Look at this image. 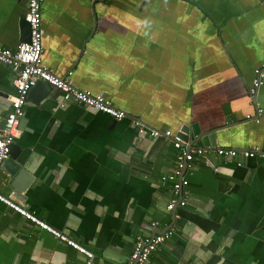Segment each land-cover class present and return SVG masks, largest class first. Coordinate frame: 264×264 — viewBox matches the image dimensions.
I'll return each instance as SVG.
<instances>
[{
    "label": "crops",
    "instance_id": "obj_1",
    "mask_svg": "<svg viewBox=\"0 0 264 264\" xmlns=\"http://www.w3.org/2000/svg\"><path fill=\"white\" fill-rule=\"evenodd\" d=\"M25 11L26 0H0L1 47L22 43ZM41 23L43 66L127 117L51 87L26 102L20 171L0 168V193L91 251L93 264H125L137 236L169 230L147 264H264V161L237 166L208 148L182 172L186 206L168 212L163 177L177 151L131 125L176 133L196 123L216 131V147L264 151V83L249 94L264 64V0H43ZM14 76L0 63V130ZM84 262L0 202V264Z\"/></svg>",
    "mask_w": 264,
    "mask_h": 264
},
{
    "label": "built area",
    "instance_id": "obj_2",
    "mask_svg": "<svg viewBox=\"0 0 264 264\" xmlns=\"http://www.w3.org/2000/svg\"><path fill=\"white\" fill-rule=\"evenodd\" d=\"M42 2L43 0H26L24 21L29 25V42L20 43L14 49L0 46V63L15 71L13 80L15 94L10 99L8 111L4 118V126L0 130V168L2 163L10 156L11 146L18 132V122L24 115L28 92L38 80H42L52 88L59 90L62 93L64 101L70 100L80 103L91 110L108 115L116 121H121L127 117L126 113L116 108L109 99L99 94H92L90 91L77 89L73 87L69 80L54 75L48 68L43 66L41 58L44 38L41 23ZM263 79L264 64L254 71V78L249 91L252 99H255L258 89L263 84ZM259 113L260 110L258 111V115ZM131 125L139 134H149L153 138L163 137L172 142L173 148L177 151V156L174 173L163 177L164 182L170 183L171 189V197L166 209L168 212H171L176 207L186 206L189 196L187 190L188 181L183 177L182 172L196 157L204 158L209 149L204 147L190 148L180 139L177 133H172L168 130L147 129L136 119L132 120ZM212 150L220 158L235 161L237 166L241 165L244 160L249 159H260L264 161V151L257 146L246 149L215 147ZM0 202L84 255L85 262L83 264H93L94 254L91 251L50 227L33 212L14 203L1 193ZM172 234V231L169 230L162 234H155L146 238L137 236L125 264H147L149 256L165 240L169 239Z\"/></svg>",
    "mask_w": 264,
    "mask_h": 264
},
{
    "label": "water",
    "instance_id": "obj_3",
    "mask_svg": "<svg viewBox=\"0 0 264 264\" xmlns=\"http://www.w3.org/2000/svg\"><path fill=\"white\" fill-rule=\"evenodd\" d=\"M21 27L23 30V37L21 39L22 43H28L30 40V30L29 25L22 19ZM264 83V79H263ZM263 85V84H262ZM51 90L46 82L38 80L36 84L29 90L27 95V102L38 103L41 99L45 98L48 95V92ZM255 100V99H254ZM4 126V120L2 122V127ZM180 139L187 144L190 148L193 147L196 143H201L202 146L206 148H215V133L216 131H201L198 124L194 123L190 126L182 125L181 128L176 132ZM20 149L15 142L11 146L10 156L6 159L1 167L7 168L10 174L17 173L20 171L19 165L16 163L17 155Z\"/></svg>",
    "mask_w": 264,
    "mask_h": 264
}]
</instances>
